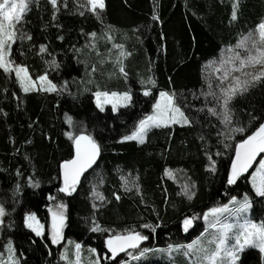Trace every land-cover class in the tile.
I'll use <instances>...</instances> for the list:
<instances>
[{
    "label": "trees",
    "instance_id": "trees-1",
    "mask_svg": "<svg viewBox=\"0 0 264 264\" xmlns=\"http://www.w3.org/2000/svg\"><path fill=\"white\" fill-rule=\"evenodd\" d=\"M263 20L264 0H105L99 18L87 0H57L55 8L49 0H30L10 59L34 80L46 75L57 90L24 93L14 73L0 69V250L11 242L19 264H62L61 248L49 238L48 213L61 203L64 240L95 249L100 264L126 262L123 254L109 256L104 241L110 232L128 230L147 236L139 248L153 250L128 264H167L145 258L193 242L203 233V214L232 197L247 196L250 219L264 223V197L249 183L256 163L235 184L227 182L235 145L264 123V82L229 102L226 128L205 72ZM96 91L127 92L130 104L101 112ZM161 91L174 96L190 123L152 129L143 144L121 141L152 112ZM236 128L245 131L230 133ZM68 134L90 135L100 146L94 167L70 196L58 191L60 165L74 154ZM185 185L191 199L182 193ZM33 213L44 225L40 238L24 225ZM185 219L194 223L187 232ZM236 264L264 261L249 248Z\"/></svg>",
    "mask_w": 264,
    "mask_h": 264
},
{
    "label": "snow or ice",
    "instance_id": "snow-or-ice-1",
    "mask_svg": "<svg viewBox=\"0 0 264 264\" xmlns=\"http://www.w3.org/2000/svg\"><path fill=\"white\" fill-rule=\"evenodd\" d=\"M50 3L55 8L57 0H50ZM30 0H0V69L4 73H15L16 80L24 92L43 91L54 92L57 86L48 80L46 75H41L37 79H33L28 72V69L20 64H15L10 59V52L12 45L16 42L18 36L17 25L21 22L24 14L29 10ZM89 10L96 14L99 18V12L105 9V0H87ZM83 7V5H81ZM99 10V12L97 11ZM83 14V13H81ZM155 15L153 19H155ZM237 18V4L232 5V19ZM23 34L21 33V36ZM95 35V34H93ZM117 48H122V45H116ZM238 48L243 49V53L236 52L234 56H230L222 64H227L228 67L224 69L222 76L217 77L220 80L219 90L221 95L217 97L218 101L222 102L224 108V119L229 120L228 104L238 94L248 91L250 86L256 82H264V21L258 23L254 31H250L243 41L238 42ZM41 52L45 51L41 46ZM229 51H232L229 48ZM125 55L124 52L120 53ZM221 69H216L219 72ZM123 72V68L120 69ZM239 73V75H233ZM39 81V83L37 82ZM225 81H228L227 86H223ZM154 84V81H149ZM211 88L212 85L209 84ZM215 96V93H210ZM96 106L103 111L105 104H111L112 110L116 111L118 106H126L131 97L127 92H107L96 91ZM144 95H149L148 91ZM160 99L153 105L152 115L139 121L138 126L130 134L124 137V140H135L143 144L147 132L153 128L168 127L172 124H188L189 118L174 102V96L164 91L160 92ZM213 111V109H209ZM236 132H244L243 128L233 129ZM69 139L72 140L74 146V155L71 159L65 160L61 165V176L63 186L58 189L59 192L66 195H72L76 191L77 185L81 181L84 173L96 163L100 155V146L90 136L79 134L73 136L68 134ZM231 139V137H229ZM235 156L231 161V171L228 174V184H235L237 179L253 167L254 162L258 163V167L251 173L252 187L257 196L264 197V159L257 161V157L264 154V123H261L254 131L251 132L247 138L240 140L234 148ZM213 170L214 166H213ZM171 177V172H165ZM38 186V184H37ZM184 193L189 199L194 193H191L188 186L185 185ZM54 199L53 197H49ZM103 201L104 197L99 196ZM119 199V197H117ZM231 204L237 205L230 208L228 205L223 207H216L210 209V213L205 214V220H209V215L213 217L210 222V227L218 228V234L213 235L212 239L208 241L209 245L214 247L208 248L198 245V241L194 240L188 245H177V249L187 248L185 255H192V264H236L239 259V253L245 248L258 249L261 254H264V223L256 224L251 220L244 219L243 223H222L220 216L224 213L236 216L240 219V214L246 211L251 205L247 196L242 201H237L232 197ZM65 205L58 204L57 210L49 209L51 214V230L50 239L53 244L59 243L63 239V230L65 227V215L63 212ZM5 215V208L0 205V218ZM2 223V220H0ZM25 226L31 229L37 236L43 234L44 225L41 224L35 214H30L25 217ZM190 225L188 219L184 220L185 231ZM143 227H151L150 225H143ZM99 228L93 227L92 231H98ZM154 230V229H153ZM235 230V231H234ZM231 234V235H230ZM148 237L142 235L135 230H128L124 234H114L106 241V247L109 252L115 257L119 252H125L128 249H138L142 241L147 240ZM8 252L6 258L0 257V264H19L15 250L11 242L5 246ZM81 244H74V252L69 255L68 250L61 254V259L66 261V264H81ZM172 249V245L168 246ZM94 252L95 249H90ZM153 251L149 248H144L140 251V255ZM162 251V250H157ZM74 257V258H72ZM134 259L138 257H133ZM94 264H98L94 262Z\"/></svg>",
    "mask_w": 264,
    "mask_h": 264
},
{
    "label": "rangeland",
    "instance_id": "rangeland-1",
    "mask_svg": "<svg viewBox=\"0 0 264 264\" xmlns=\"http://www.w3.org/2000/svg\"><path fill=\"white\" fill-rule=\"evenodd\" d=\"M50 1V0H49ZM264 21V20H263ZM244 40V38L242 39V40H240L239 42H241V41H243ZM238 44V43H237ZM237 44L234 46V47H230L231 49H232V51H229V48H226V49H224L221 53H220V55H219V57L216 59V60H214V61H211V62H209L206 66H205V72H206V76H207V78H208V80L212 83V85H213V90L217 93V95L218 96H220L221 95V93H220V90H219V86H220V80L219 79H217V77H219V76H222L223 75V73H224V69L225 68H227L228 67V65L227 64H222V62H224V61H226L230 56H234L235 55V53L236 52H241V54H244L243 53V49L242 48H238L237 47ZM221 69L219 72H217L216 71V69ZM14 73V72H13ZM14 75H15V73H14ZM233 75H239V73H233ZM38 83H39V81H37ZM257 83V82H256ZM227 84H228V81H225V83H224V85L223 86H227ZM21 90L23 91V89L21 88ZM35 91V90H34ZM24 92V91H23ZM43 92V91H42ZM24 93H26V92H24ZM28 93V92H27ZM109 93H111V92H109ZM166 93H168V92H166ZM129 94V93H128ZM160 94V93H159ZM158 94V96H157V100H159L160 99V95ZM170 94V93H169ZM238 94H241V93H238ZM237 94V95H238ZM171 95V94H170ZM156 100V101H157ZM94 103H95V106H96V97H95V95H94ZM156 103V102H155ZM130 104V101L127 103V105L126 106H118L117 107V109H116V111H113L112 110V106H111V104H105L104 105V110L103 111H105L107 108H110L111 109V111L113 112V113H117L118 112V110L120 109V108H125V107H127L128 105ZM220 107H221V114H222V119H223V123H224V125H225V127L226 128H228L229 127V120L228 121H225V119H224V115H225V113H224V108H223V106H222V102L220 101ZM96 108L99 110V111H101L97 106H96ZM103 111H101V112H103ZM152 113H153V108H152V112L149 114V115H152ZM148 115V116H149ZM146 118V117H145ZM139 124V123H138ZM138 124H137V126H138ZM173 125H176V126H187L188 124H172V125H170V126H173ZM136 126V127H137ZM169 127V126H168ZM156 127H153V128H151L150 130H152V129H155ZM149 130V131H150ZM148 131V132H149ZM147 132V133H148ZM232 132H235V131H233V130H230V133H232ZM130 135V134H129ZM121 141H123V142H128V141H133V142H136V143H138L137 141H135V140H124V137L121 139ZM138 144H141V143H138ZM261 159H264V157H261ZM260 160V159H259ZM258 160V161H259ZM259 165H258V163L256 162V164H255V166H254V168H253V170H252V172H254L255 170H256V168L258 167ZM251 172V173H252ZM167 177H169V178H171V179H173L174 177H173V175H171V177L170 176H168L167 175ZM252 177L250 176V179H249V183H250V186H251V188H252V190H253V192L256 194V192H255V190L253 189V187H252ZM74 193V192H73ZM182 193L185 195V193H184V188L182 187ZM99 196L100 195H98V193H95V194H93V198L95 199V200H98L99 199ZM187 196V195H186ZM188 197V196H187ZM244 198H242V199H236L237 201H242ZM225 205H228L230 208H232V207H235V206H237V205H233V204H231L230 203V201H229V203H227V204H225ZM225 205H221V206H217V207H223V206H225ZM57 206V205H56ZM56 206H52L51 207V209L52 210H57L56 209ZM213 208H216V207H213ZM50 209V208H49ZM212 209V208H211ZM65 211V208L63 209V212ZM48 213H49V238H50V230H51V214H50V212H49V210H48ZM206 213H210V209L208 210V211H206L204 214H203V216H202V218H201V222H202V224H203V233L197 238V239H195L196 241H198V245H202V246H204V247H208V248H211V247H214V245H209L208 244V241L210 240V239H212V237H213V235H215V234H218V228L217 229H213V228H211L210 227V222L213 220V217L211 216V215H209V220L208 221H206L205 220V214ZM27 215H30V214H26L25 215V217L27 216ZM25 217H24V220H25ZM244 219H248V220H251L250 219V207L246 210V211H244L243 213H241L240 214V219L239 220H237V217L236 216H232V215H229L228 213H224V214H222L221 216H220V220H221V222L222 223H243V221H244ZM0 220H1V218H0ZM38 220V219H37ZM189 221H190V225H189V227H188V229H187V231H189L192 227H193V225H194V223H193V221L192 220H190V219H188ZM39 221V220H38ZM252 221V220H251ZM252 222H254V221H252ZM254 223H256V222H254ZM256 224H260V223H256ZM0 225H1V223H0ZM24 225H25V223H24ZM25 228L27 229V230H29V231H31V229H29L28 227H26L25 226ZM182 228H183V231L184 232H187V231H185V227H184V222H183V224H182ZM99 231V230H98ZM97 231V232H98ZM235 231V230H234ZM32 232V231H31ZM127 231H124V232H115V231H113V232H110L109 233V237L110 236H112V235H114V234H124V233H126ZM36 237H42L43 235H44V230H43V234L41 235V236H37L34 232H32ZM231 235V234H230ZM108 237V238H109ZM107 238V239H108ZM106 239V240H107ZM105 240V241H106ZM50 241H51V239H50ZM105 241H104V248H105V250H106V252H107V254L109 255V256H111L112 258H114L113 257V255H112V253L111 252H109L108 251V249H107V247H106V244H105ZM51 243H52V241H51ZM192 243V242H191ZM191 243H189V244H191ZM9 244V242L8 243H6L5 244V246L6 245H8ZM53 244V243H52ZM74 244H75V242H73V241H70V240H64V236H63V239L59 242V243H57V244H53L54 246H60V248H61V253H60V258H61V254L63 253V252H65V250L67 249L68 250V252H69V255L71 256V254L74 252ZM141 244H142V242H141ZM140 244V245H141ZM140 245H139V247H140ZM186 245H188V244H186ZM185 245V246H186ZM5 246H3V248L0 250V257H3V258H6L7 256H8V252H7V250H6V247ZM82 246V245H81ZM13 247V246H12ZM90 249H92V248H85V247H81V264H94V262H97L98 261V264H100V262H101V259H100V256L98 255V253L96 252V250L94 251V252H92V251H90ZM247 249H249V248H245L242 252H244L245 250H247ZM251 249H255V248H251ZM142 249L141 248H138V249H135V250H133V249H131V250H129V251H127V252H125L123 255H124V258L126 259V262L124 263V264H128V263H130V262H132V261H136V259H138L139 258V254H140V251H141ZM255 250H257L258 252H259V250L258 249H255ZM185 252H187V248L185 247V248H180V249H177V247H174V248H172V249H164V250H162V251H157L156 253H154V254H151L150 256H148L147 258H145V260H151V261H160V262H164V263H167V264H178V262H179V264L180 263H184V264H192V261H193V256L192 255H185ZM241 252V253H242ZM241 253H239V257H240V254ZM260 253V252H259ZM148 254V253H147ZM149 255V254H148ZM138 257V258H136V259H134L133 257ZM141 256V255H140ZM260 256H261V259L264 261V254H261L260 253ZM72 258H74V257H72ZM103 258H107V257H103ZM238 261V260H237ZM61 262H62V264H66V261L65 260H63V259H61ZM237 263V262H236Z\"/></svg>",
    "mask_w": 264,
    "mask_h": 264
},
{
    "label": "water",
    "instance_id": "water-1",
    "mask_svg": "<svg viewBox=\"0 0 264 264\" xmlns=\"http://www.w3.org/2000/svg\"><path fill=\"white\" fill-rule=\"evenodd\" d=\"M73 148H74V146H73ZM74 155V154H73ZM234 156H235V154H234ZM258 158H259V156L256 158L257 159V161H258ZM256 162H254V164H255ZM254 164H253V166H254ZM94 165L95 164H93V166L91 167V168H89L85 173H84V175L81 177V179L94 167ZM253 168V167H252ZM252 168H250L248 171H250ZM247 171V172H248ZM247 172H245V173H247ZM244 173V174H245ZM60 176H61V169H60ZM61 180H62V176H61ZM62 183H63V181H62ZM129 250H131V249H128L127 251H129ZM127 251H125V252H127ZM125 252H119L118 254H117V256L118 255H121V254H124Z\"/></svg>",
    "mask_w": 264,
    "mask_h": 264
}]
</instances>
